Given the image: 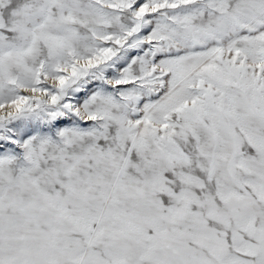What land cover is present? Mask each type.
<instances>
[{
  "label": "snow or ice",
  "instance_id": "1",
  "mask_svg": "<svg viewBox=\"0 0 264 264\" xmlns=\"http://www.w3.org/2000/svg\"><path fill=\"white\" fill-rule=\"evenodd\" d=\"M0 264H264V0H0Z\"/></svg>",
  "mask_w": 264,
  "mask_h": 264
}]
</instances>
